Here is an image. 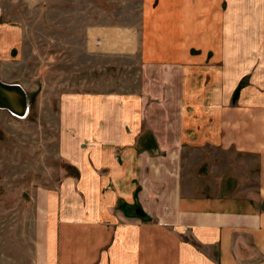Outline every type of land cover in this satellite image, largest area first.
Here are the masks:
<instances>
[{"label": "crops", "instance_id": "crops-1", "mask_svg": "<svg viewBox=\"0 0 264 264\" xmlns=\"http://www.w3.org/2000/svg\"><path fill=\"white\" fill-rule=\"evenodd\" d=\"M161 1L143 0L136 88L92 89L60 101L59 156L77 166L81 176L38 186L26 199L34 203L32 210L0 211V264H264V105L231 102L243 71L236 67V49L225 50L221 41L222 29L235 28L229 18H235L236 4L230 2L226 13L222 0H167L165 6ZM47 3L0 0V27L26 26L28 11H44ZM99 26L88 28L86 49L119 54L125 37L110 40L108 27ZM167 43H173L171 51ZM194 47L201 49L198 55L191 52ZM14 65L13 58L0 61L1 80L28 91L22 79L4 76V69ZM190 69L201 79H213L205 88L226 86L223 96L212 104L199 100L203 88L190 90ZM201 147L208 155L219 149L244 155L248 177L229 172L191 177L207 159L189 162L184 155ZM258 168L259 178L253 174ZM184 169L193 172L185 177ZM134 177L141 187L138 198L155 220L136 218V242L126 243L123 221L135 218L115 206L121 196L133 199ZM110 180L112 190L106 189ZM209 184L234 189L208 193L203 187ZM184 185L195 193L185 194Z\"/></svg>", "mask_w": 264, "mask_h": 264}, {"label": "rangeland", "instance_id": "rangeland-1", "mask_svg": "<svg viewBox=\"0 0 264 264\" xmlns=\"http://www.w3.org/2000/svg\"><path fill=\"white\" fill-rule=\"evenodd\" d=\"M160 1L155 0L154 3L158 5ZM175 2L178 0H168L170 4ZM230 2L236 4V10L232 12L235 18H229L235 28L222 29L225 36L222 35L221 41L225 50L230 45L236 49V67L243 71L230 94L231 102L240 104L253 100V104H256L258 100L259 104L262 101L264 105V0H222V12H228ZM163 3L165 6L167 0ZM44 7V11H37L36 8L29 10V17L24 20L27 25L22 28L0 27V61L13 58L17 62L12 68L4 69V76L22 79L28 86L30 97V110L25 118L0 111V211L32 210L34 203L29 202L30 195L38 186H57L66 176L77 180L80 178L78 167L59 156L60 101L64 96L75 94L83 97L92 89H101L102 92L133 90L142 69L139 42L144 34L143 0H48ZM170 15L174 16L172 12ZM173 18L177 20L180 16ZM99 25L108 27L110 40L125 37L124 46L118 48L119 54H93L86 49L88 28L92 26L99 30ZM191 38L195 39V35ZM167 46L170 51L173 49V43H167ZM200 51V48L191 49L194 55ZM212 53L210 50L206 57L208 61ZM186 74L191 77V80L188 79L190 90L196 91L197 86L203 88L200 89L199 100L204 98L206 103L211 100L209 103L212 104L218 96H223L226 86L222 85L219 89L210 85L205 88L213 79L208 81L206 76L201 79L193 69ZM80 110L82 107L77 108L74 114L78 115ZM154 149H158L156 141ZM201 149L190 150L184 155L189 162L207 159L198 168V175L191 177L219 178L226 172L231 176L248 177L250 172L245 170L248 164L244 155H228L221 149L208 155L205 154L207 149ZM189 171L184 169L185 177ZM253 174L259 178V168ZM110 181L106 186L108 190L114 189L113 181ZM132 182L135 183L133 199L121 196L115 206L126 217L135 218L123 221L126 243L136 242V218L145 223L155 220L138 198L141 187L136 188V177ZM253 182L259 183L257 180ZM203 188L208 193L234 189L227 187L222 190V187L214 188L210 184ZM183 189L189 196L195 193V188L184 185ZM248 190L257 193L259 188L251 187ZM128 228L134 229L128 231Z\"/></svg>", "mask_w": 264, "mask_h": 264}, {"label": "water", "instance_id": "water-1", "mask_svg": "<svg viewBox=\"0 0 264 264\" xmlns=\"http://www.w3.org/2000/svg\"><path fill=\"white\" fill-rule=\"evenodd\" d=\"M0 108L15 116H26L30 110V97L20 83H8L0 78Z\"/></svg>", "mask_w": 264, "mask_h": 264}, {"label": "bare ground", "instance_id": "bare-ground-1", "mask_svg": "<svg viewBox=\"0 0 264 264\" xmlns=\"http://www.w3.org/2000/svg\"><path fill=\"white\" fill-rule=\"evenodd\" d=\"M29 113V112H28ZM14 115V114H13ZM28 116V114L26 115V116H18V117H21V118H25V117H27Z\"/></svg>", "mask_w": 264, "mask_h": 264}]
</instances>
